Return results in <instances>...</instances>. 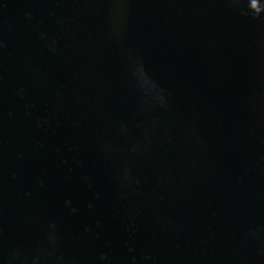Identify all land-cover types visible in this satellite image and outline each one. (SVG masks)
<instances>
[{
    "label": "water",
    "instance_id": "obj_1",
    "mask_svg": "<svg viewBox=\"0 0 264 264\" xmlns=\"http://www.w3.org/2000/svg\"><path fill=\"white\" fill-rule=\"evenodd\" d=\"M0 264H264V0H0Z\"/></svg>",
    "mask_w": 264,
    "mask_h": 264
}]
</instances>
